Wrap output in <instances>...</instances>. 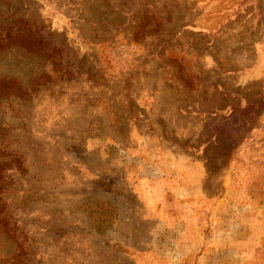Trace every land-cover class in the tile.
<instances>
[{
	"label": "rangeland",
	"instance_id": "rangeland-1",
	"mask_svg": "<svg viewBox=\"0 0 264 264\" xmlns=\"http://www.w3.org/2000/svg\"><path fill=\"white\" fill-rule=\"evenodd\" d=\"M0 264H264V0H0Z\"/></svg>",
	"mask_w": 264,
	"mask_h": 264
},
{
	"label": "trees",
	"instance_id": "trees-1",
	"mask_svg": "<svg viewBox=\"0 0 264 264\" xmlns=\"http://www.w3.org/2000/svg\"><path fill=\"white\" fill-rule=\"evenodd\" d=\"M9 42L10 40L8 41V35L3 33V30L0 27V51L7 48V46L10 44Z\"/></svg>",
	"mask_w": 264,
	"mask_h": 264
}]
</instances>
